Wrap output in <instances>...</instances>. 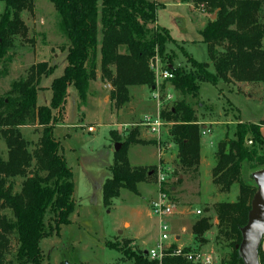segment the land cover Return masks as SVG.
<instances>
[{
    "label": "trees",
    "instance_id": "obj_1",
    "mask_svg": "<svg viewBox=\"0 0 264 264\" xmlns=\"http://www.w3.org/2000/svg\"><path fill=\"white\" fill-rule=\"evenodd\" d=\"M3 1L0 76L8 72L14 39L26 38L28 34L21 13L32 12L34 7L33 0ZM50 1L65 36L62 48L67 49L63 73L50 85V104L36 105L40 78L54 69L47 61L30 65L24 76L12 80L9 89L0 94V137L6 145V157L0 156V264H44L40 241L58 235L61 227L70 223L75 206L73 177L53 135L57 120L53 110L58 115L63 111L69 85L73 84L76 90L80 108L99 71L102 83L110 86L111 100L120 109L130 100V86L155 89L150 64L156 56L166 60L163 63L172 77L163 81L160 89L168 84L183 98L169 110L160 107L159 113L165 122H172L168 135L177 146L176 168L181 173L198 175L202 124L185 97H196L201 81L214 85L264 82V0H181L199 6L209 15L215 13L214 19L200 31L212 70L208 62L189 56L190 68L172 66V55L165 51L172 37L165 27L157 25L156 2L152 0ZM28 125L39 128L36 141L27 140L21 132ZM263 125L264 119L237 121L232 137L225 135L216 146L211 182L221 193L229 192L233 184L238 185L234 201H217L212 205L215 240L230 250L220 259L221 264H243L235 246L241 240L240 228L247 221L250 200L256 190L251 173L264 168V136L260 130ZM110 139L113 143L121 142V146L113 151L111 175L101 184L104 206L111 205L121 189L137 193L138 184L150 181L154 174L146 167L131 165L127 150L131 144H155V140L140 138L137 128L124 140L111 129ZM243 165L252 183L243 178ZM181 181L179 175L174 181L162 182L160 190L173 198ZM17 184L19 187L15 189ZM211 226L210 216L196 217L191 226L193 242L202 246L207 241L204 234ZM128 242L115 247L124 254L130 253L131 264H159L157 260H149L144 250L129 251ZM172 263L187 264L180 256L166 257L163 261Z\"/></svg>",
    "mask_w": 264,
    "mask_h": 264
},
{
    "label": "rangeland",
    "instance_id": "obj_2",
    "mask_svg": "<svg viewBox=\"0 0 264 264\" xmlns=\"http://www.w3.org/2000/svg\"><path fill=\"white\" fill-rule=\"evenodd\" d=\"M152 1L156 2V19L161 24L159 26L165 27L172 37L165 48L167 55H172V66L190 68L187 59L189 56L199 62H208L209 69L212 70V63L200 34V29L203 28L202 15L208 22L212 14L194 10V15L190 12L189 5L176 0ZM33 4L32 12L21 13L28 34L26 38L17 36L14 39L8 72L0 76V94L9 89L12 80L24 76L30 65L47 61L54 69L50 75L40 78L36 105L48 106L52 94L51 82L62 75L67 63V49L62 48L66 40L59 29V15L52 2L33 0ZM3 10L4 1L0 0V13ZM262 46L264 48V37ZM159 59L161 61L160 57ZM164 61L166 60H162ZM103 84L105 83H102L100 76L91 81L86 102L80 108L76 90L73 84L69 85L63 111L58 115L53 110V115L57 117L53 124V135L59 142V152L72 172L75 206L70 214V223L63 225L58 235L54 234L40 241L44 264H131L130 253L124 254L115 246H121L128 240L129 251L137 252L153 245L154 236L149 238L147 234H143L139 237L138 234L155 219L149 202L157 195L159 174L170 181L176 180L180 175L182 181L176 187L173 200L181 207L201 210L197 216L187 213L183 214L185 217L182 220L174 219V230L180 232V225H186L188 230L183 234L184 239L187 240L190 236L193 238L191 226L196 217L210 216L212 226L205 232L207 241L202 246L222 260L230 250L215 240L216 222L212 205L217 201H234L238 185L233 184L227 193L219 192L218 187L211 182V174L206 172L205 163L198 175L181 173L176 168L177 146L170 141L168 135L172 122L166 121L159 135L138 125L144 116L153 117L158 112L157 101L148 87L141 89L138 85L130 86L129 94L132 98L118 109L111 100L110 87L105 84V90ZM166 92L171 93L172 98L161 100L164 101L161 108L165 111L183 98L178 91L165 84L159 91L161 99ZM185 101L194 107L199 123L210 129L209 133L201 136V144L203 154H211L214 161L217 143L225 135L232 137L237 121L258 122L264 119V82H219L214 85L201 81L197 96H186ZM89 126L92 131H88ZM134 128L138 129L140 138L153 139L156 143L131 144L127 150L129 163L151 169L154 171L153 177L148 182L139 183L137 193L121 189L112 204L104 206L101 184L111 175L109 168L114 151L110 130H116L119 138L124 140ZM38 129L28 125L22 127L21 132L27 140L36 141ZM209 140L212 141L211 144L208 143ZM0 156L6 157V145L1 137ZM247 173L243 165L242 176L249 180ZM249 183H252L251 179ZM18 187L17 184L15 189ZM154 232L155 228L151 227L149 235Z\"/></svg>",
    "mask_w": 264,
    "mask_h": 264
},
{
    "label": "built area",
    "instance_id": "obj_3",
    "mask_svg": "<svg viewBox=\"0 0 264 264\" xmlns=\"http://www.w3.org/2000/svg\"><path fill=\"white\" fill-rule=\"evenodd\" d=\"M151 69L155 74V89L151 91V95L157 101L158 112L155 116H144L138 125H142L147 128L151 133L158 134L160 129L166 124V122L160 116V107L162 105L161 96L159 94L160 86L163 81H167L172 77V72L167 68V64L160 61L156 56L150 64ZM172 98L171 93L166 92L164 101ZM88 131H92V127L89 126ZM210 132L209 127H201V135H205ZM251 141L248 140L247 144ZM162 182H168V179L163 174H159L157 185V195L150 201L151 213L157 219L158 222V234L153 242V245L146 249V256L149 260H157L159 264H163L166 257L180 256L187 264H221V260L211 250H205L203 246H198L194 242L189 244H180L176 237V233L173 232V220L181 219L185 217L183 214H197L200 213V209L191 210L187 207H181L176 201L171 198L169 193L160 190ZM186 247H190L186 250ZM258 261L259 264H264V236L262 237L258 247ZM173 264V263H172Z\"/></svg>",
    "mask_w": 264,
    "mask_h": 264
},
{
    "label": "water",
    "instance_id": "obj_4",
    "mask_svg": "<svg viewBox=\"0 0 264 264\" xmlns=\"http://www.w3.org/2000/svg\"><path fill=\"white\" fill-rule=\"evenodd\" d=\"M215 13L210 16L213 20ZM121 142H115L113 150L116 151ZM251 178L256 185V190L250 200V209L247 213V221L240 228L241 240L235 246L239 258L243 264H259L258 247L264 236V168L251 173ZM146 250H144V254Z\"/></svg>",
    "mask_w": 264,
    "mask_h": 264
},
{
    "label": "crops",
    "instance_id": "obj_5",
    "mask_svg": "<svg viewBox=\"0 0 264 264\" xmlns=\"http://www.w3.org/2000/svg\"><path fill=\"white\" fill-rule=\"evenodd\" d=\"M176 1H179V2H182L181 0H176ZM182 3H185V2H182ZM187 5H189V8H190V12L191 13H193L194 14V10H196V11H199V12H203V13H205L203 10H201L200 8H198L199 6H194L192 3H186ZM197 14V13H196ZM199 14V13H198ZM195 15V14H194ZM202 19H203V22H202V25H203V27L205 26V24H206V22L207 21H205V19H204V16L202 15ZM156 23H157V25H159L160 23L157 21V19H156ZM161 25V24H160ZM202 29H200V31H201ZM171 36V35H170ZM97 76H99V73H97ZM103 86V89H105L106 90V85L105 84H103L102 85ZM108 87H110L109 85H108ZM141 89L142 88H144V86H139ZM130 98H132V95L130 96ZM132 112V111H131ZM203 126H205V125H203ZM261 133H262V135L264 136V125L263 126H261ZM208 143H212V141L211 140H209L208 141ZM203 163H205V167H206V172H207V174L209 175V173H210V170H211V168H212V166L214 165V161L212 160V156H211V154L208 156L207 154H203V144H201V148H200V162H199V169L201 170V168H202V166H203ZM246 167V166H245ZM247 169V168H246ZM248 172V171H247ZM248 174V173H247ZM157 190H158V188H157ZM149 204H150V202H149ZM151 215V214H150ZM184 218V217H183ZM183 218H181V219H179V220H182ZM215 222H216V220H214ZM151 227H154L155 228V232H154V234L153 235H149V231L151 230ZM179 227V226H178ZM175 228V227H174ZM174 228H173V232H175L176 233V237H177V239L179 240V242L178 243H180V244H189L190 242H193V238L190 236L189 238H187V240H185L184 239V237H183V234L184 233H186L187 231L186 230H188L187 229V226L186 225H180V232L179 231H175L174 230ZM181 230H184L183 232H181ZM143 234H147L148 236H149V238H152L153 236V238H152V240L154 239H156V237H157V234H158V222H157V219H153V222H150L147 226H146V228H144L143 229V231L142 232H139V234H138V236L140 237V236H142ZM190 235H191V233H190ZM193 236V235H192ZM151 240V241H152ZM153 240V241H154ZM142 250H146V248L144 249H142Z\"/></svg>",
    "mask_w": 264,
    "mask_h": 264
}]
</instances>
